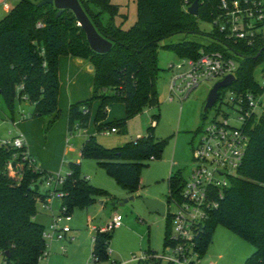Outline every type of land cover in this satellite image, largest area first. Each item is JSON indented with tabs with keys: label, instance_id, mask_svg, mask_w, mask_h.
Masks as SVG:
<instances>
[{
	"label": "trees",
	"instance_id": "1",
	"mask_svg": "<svg viewBox=\"0 0 264 264\" xmlns=\"http://www.w3.org/2000/svg\"><path fill=\"white\" fill-rule=\"evenodd\" d=\"M99 33L113 42L106 54L90 47L86 33L75 14L65 10L59 17L53 4L39 5L33 0H18L0 20V95L13 110L14 103L27 100L33 105V116L59 117L61 56H72L94 66L93 95L73 102L69 107V131L75 121L86 128L92 117L95 101H99L94 121L99 132L107 128L127 133L129 121L146 108H160L157 78L161 72V48L176 53L182 59L198 60L204 53L221 52L239 63L236 79L230 87L219 91V101L227 91L243 93L260 91L255 72L264 63V43L249 46L231 42L214 23L221 12L220 0H200L199 14L187 9L195 0H136L137 20L129 29L115 23L120 5L112 0H80ZM212 24L203 32L200 22ZM41 23V26L38 24ZM178 33H199L211 38L209 43L185 40L162 45L161 42ZM125 105V117L106 122L112 103ZM210 110V109H209ZM203 112V120L208 112ZM159 118L160 114L154 115ZM156 124L146 135L123 145L108 148L95 135H90L81 147L83 159H93L105 169L117 184L130 195L140 192L142 174L149 160L161 159L169 139L155 135ZM246 131L250 143L237 174L201 226L195 249L201 259L219 226L242 237L255 247L244 264H264V117L251 119ZM26 146L14 148L0 145V254L8 264H38L46 250L45 226L36 221L38 203L51 196L42 192L37 183L44 173L27 155ZM27 155V156H26ZM47 177V176H46ZM186 180L179 172L168 179L169 194L179 198ZM62 206L67 214L84 210L100 198L110 197L107 190L90 183L79 163H72L61 187ZM168 217L171 223V217ZM172 227H167L164 245H169ZM113 231H97L94 237L93 259L108 260ZM138 264H173L163 262L156 252L148 250Z\"/></svg>",
	"mask_w": 264,
	"mask_h": 264
},
{
	"label": "rangeland",
	"instance_id": "2",
	"mask_svg": "<svg viewBox=\"0 0 264 264\" xmlns=\"http://www.w3.org/2000/svg\"><path fill=\"white\" fill-rule=\"evenodd\" d=\"M112 2L120 5V14L116 16L115 23L121 25L123 29L131 28L137 20V1L112 0ZM200 28L203 32H209L212 24L201 21ZM185 40L209 43L211 38L199 33H178L163 40L161 44ZM158 61L162 69L157 78L160 108L148 107L141 114L133 117L128 123L127 133L111 132L110 128L102 132L97 130L94 116L99 101L94 102L89 125L82 128L79 122L75 121L72 130L69 131L70 99L81 97L82 100H87L93 95L94 76L86 69L87 73H84L83 77L78 79V83L72 86L74 90L67 92V83L62 84L60 111L56 121H52L54 118L52 116H33V106L18 100L11 110L0 95V138L12 139L22 134L27 138L29 154L45 175L37 179L42 192L46 188H53L47 184L48 177L57 174L66 176L71 164L79 163L82 174L92 185L110 193V197L98 200H105L106 203L101 207L97 203L95 206L98 207H95L94 211L77 209L73 212L72 221L67 223L71 231L67 237L56 239L49 246L48 256L42 261L43 264H138V260L143 258L148 250L155 251L159 256L168 253L164 239L167 227H172V222H169L167 216L149 211L144 198L167 200L168 179L172 174L180 172L185 180L190 179L196 165L193 149L200 139L199 130L207 126L217 113L219 119L224 118L223 113L234 119L238 116V112L226 105L228 98L224 95L223 102L218 101L209 110L208 117L203 120V109L207 97L218 79L201 80L199 85L189 93L174 91L171 89L173 79L187 73L189 65L176 53L164 48L159 51ZM263 65H259L255 72L256 80L260 83L263 81L261 73ZM158 114L160 117L155 118L154 115ZM124 117L125 105L121 102L112 103L108 109L106 122ZM154 119L158 120L155 128L156 137L169 139V141L161 159L148 161L149 165L143 170L140 192L135 195V199L123 203L131 195L122 189L115 179L98 165L97 161L81 159L80 149L86 138L92 134L105 147L113 148L123 145L146 135L148 129L154 125ZM68 148H70L69 153ZM53 205L55 207L60 205L58 198L53 200ZM38 210L37 220L46 221L47 219L40 214L43 210L41 202L38 203ZM175 210V206L169 207L170 212ZM116 213L122 215L123 220L113 231L109 244V258L95 262L93 259L94 237L98 230L92 229V226L105 227ZM89 215L92 221L88 219ZM171 234H173L172 230ZM254 251L255 247L248 241L226 227L219 226L208 247V258H203L199 264H244Z\"/></svg>",
	"mask_w": 264,
	"mask_h": 264
},
{
	"label": "built area",
	"instance_id": "3",
	"mask_svg": "<svg viewBox=\"0 0 264 264\" xmlns=\"http://www.w3.org/2000/svg\"><path fill=\"white\" fill-rule=\"evenodd\" d=\"M219 7L221 12L214 19V23L225 33L228 41H242L249 46L264 43V0H220ZM38 25L41 26V23ZM185 62L189 65V71L175 77L171 84L172 90L182 93H189L201 80H222L231 74L236 76L239 66L237 61L225 57L221 52L204 53L198 60L185 59ZM261 73L263 81L259 82L260 91L226 92V105L238 112L236 118H230L228 114L223 113L224 118L219 119L217 113L207 126L199 130L200 139L193 149L195 168L190 179L186 180L180 197L173 196L171 202H167L166 215L171 217L173 234L170 235L169 245L166 247L168 253L161 256L156 254L163 262L199 264L202 260L195 249L201 226L209 213L218 207L217 197L223 196L224 190L230 185V179L237 174L243 163L250 143L246 131L248 122L264 117V65ZM153 124L155 125L156 121H153ZM110 131L117 130L111 128ZM0 145L14 148L26 146L23 135L10 140L0 138ZM64 179L65 176L60 174L48 177L47 184L53 188L49 189L51 196L42 204L44 208L52 210L53 200L61 198L62 193L56 190L61 187ZM171 205L176 207L173 212L169 211ZM65 210L66 208L61 206L49 227L45 228L43 237L46 250L38 264H43L52 242L66 237L71 231L67 223L72 220V215L67 214ZM122 220V215L116 213L105 227H95V230L114 231ZM0 264H8L2 254Z\"/></svg>",
	"mask_w": 264,
	"mask_h": 264
},
{
	"label": "water",
	"instance_id": "4",
	"mask_svg": "<svg viewBox=\"0 0 264 264\" xmlns=\"http://www.w3.org/2000/svg\"><path fill=\"white\" fill-rule=\"evenodd\" d=\"M53 4L55 8L58 9L57 16L59 17L65 10H71L77 20L78 24L82 26L84 29L88 43L93 51L99 54H106L111 51L113 47V42L103 37L99 31L97 30L96 26L94 25L93 21L83 8L80 0H42L39 2V5L44 4ZM199 6H200V0H195L193 4H191L187 11L197 16L199 14ZM80 61H84V59L77 58ZM89 70L94 72V66L92 64L89 65ZM236 76L231 74L226 76L222 80H218L212 89L209 92V95L207 97L203 112H207L209 109L214 107L219 98V91L222 88L230 87L233 82L235 81ZM135 195H131L128 199H125V202L129 200H134ZM144 202L151 212H158L159 214L165 216L166 215V208H167V201L162 200L159 198H144ZM122 203V205H123ZM115 205V203H113Z\"/></svg>",
	"mask_w": 264,
	"mask_h": 264
},
{
	"label": "crops",
	"instance_id": "5",
	"mask_svg": "<svg viewBox=\"0 0 264 264\" xmlns=\"http://www.w3.org/2000/svg\"><path fill=\"white\" fill-rule=\"evenodd\" d=\"M17 2H18V0H0V20L3 17H5L11 11V9L17 4ZM89 65H90V63L88 61L84 60L82 62V61H80L77 58H74L72 56H61L60 57V60H59V72H60V96H59V102H60V98H61V92H62V87L61 86H62V84H64L66 82L67 85H68V89L66 88L67 89V92H70V90L72 91V89H73L72 86H75L78 83V79L81 78V77H83L84 73H87L86 70L89 73H91L92 76H94V72H92L91 70H89ZM78 94H80V92ZM73 98L74 99H70L71 100L70 101V105L73 102L82 100L81 97H73ZM20 102H26L29 105H31L25 99L22 100V101H20ZM31 106H33V105H31ZM68 123H69V118H68ZM16 136H18V135H16ZM16 136H14V137H16ZM14 137H12V139ZM23 137L25 138V145H26V148H27V151H28V154H29V150H28V140H27V138L25 136H23ZM6 140H10V139L9 138H6ZM69 151H70V148L67 149V152L68 153H69ZM80 157H81V159H83L82 156H81V149H80ZM47 190H49V189L46 188V190L44 192H46ZM58 200L60 202V205L58 207H55L53 205L52 210L46 209V208L43 207L42 213L40 212V214H42L41 216L47 219L46 221L43 222V221L37 220L36 217L38 216L39 213L35 217V220L38 221V222H40V223H42L46 228H48L49 225H50V223L53 221L54 215L55 214H58L59 211H60V209H61L62 200H61V198H58ZM162 200H164V199H162ZM97 203H98L99 207H101L103 204L106 203V201L105 200L97 201L95 204H93L92 206H90L89 208L84 209V210H93L94 211L96 209L95 207H98V206H95V205H97ZM84 210H82V211H84ZM88 219H91V221H92V218H91L90 215H89V218ZM95 227H96V225H93L92 226V229H95ZM54 241H56V240H54ZM54 241L52 243H54ZM206 258H208V257H206Z\"/></svg>",
	"mask_w": 264,
	"mask_h": 264
}]
</instances>
